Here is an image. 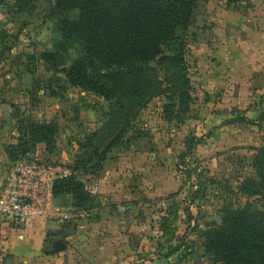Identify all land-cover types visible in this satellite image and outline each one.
I'll use <instances>...</instances> for the list:
<instances>
[{"label": "rangeland", "instance_id": "obj_1", "mask_svg": "<svg viewBox=\"0 0 264 264\" xmlns=\"http://www.w3.org/2000/svg\"><path fill=\"white\" fill-rule=\"evenodd\" d=\"M50 10L51 1L23 13L17 11L12 1L0 2L1 137L13 138L17 143L18 122L24 118L55 123L60 132L55 147H46V151L56 155L59 149L64 150L72 160L66 165L72 166L86 137L98 131L96 144L103 149L113 134L127 125L124 144L110 159L123 151V157L129 161L136 152L140 157L137 162L150 164V168L132 172V188L140 196L122 203L124 213L121 214H127L134 207V219L149 228V220L153 221L149 214L161 213V218L166 219V230H161L160 240L165 249L168 245L171 249L177 247L176 264H219L206 252L202 232L207 224L220 223L223 207H243L249 201L240 192V186L245 179L256 177L257 151L264 147V119L260 118L264 116V88L258 94L263 101L252 99L241 107L232 104L235 100L230 95L233 84L239 83L231 80V86L223 84L219 88L220 78L230 75L233 69L238 74L258 65L263 67L264 0L200 2L186 46L194 100L190 110L173 122L163 117L165 99L162 97L151 101L137 116H131L114 108L109 101L71 87L62 68L54 69L44 59L45 54L55 53V45L61 40L59 19L52 17ZM66 57V67H69L77 57L76 49L69 50ZM132 137L136 140L131 141ZM4 145L7 146L6 142ZM154 173L160 176V182L170 181V188L166 187L168 192L174 189L173 182L180 185L179 189L160 199L144 194V188L153 185L140 179L146 180L147 174ZM61 202L67 210L74 211L68 198ZM138 202L142 203L138 205ZM91 209L75 210H86L88 216L73 219H95L97 213ZM70 221L61 226V235L46 236L45 244L34 253L33 260L27 261L10 250L2 251L3 259H13L17 264H107L103 260L105 250L89 246L88 235L78 231V223L70 224ZM72 230L74 233L70 235ZM12 233L0 234L1 241L15 240L18 234ZM130 235V243L140 242L138 236ZM57 239L66 244V249L46 255Z\"/></svg>", "mask_w": 264, "mask_h": 264}, {"label": "trees", "instance_id": "obj_2", "mask_svg": "<svg viewBox=\"0 0 264 264\" xmlns=\"http://www.w3.org/2000/svg\"><path fill=\"white\" fill-rule=\"evenodd\" d=\"M9 1L20 13L51 1L50 15L59 19L61 40L55 53L45 54L44 59L54 69L62 68L71 87L109 101L131 116L160 97L165 99L163 117L168 122L190 110L194 99L186 46L202 0ZM71 49H76L77 57L66 67ZM125 128L113 134L103 149L96 144L98 131L86 137L69 166L72 174L53 183L54 197H71L74 207L87 209L93 198L84 191L79 175L98 176L114 150L124 144ZM18 129L17 143L9 152L11 163L29 156L39 144L53 149L60 132L57 124L30 117L19 120ZM255 170L256 177L240 186L249 199L245 206L223 207L220 223L207 224L202 232L206 252L219 264H264V147L257 151ZM165 220L161 218L162 231ZM177 250L170 247L167 255Z\"/></svg>", "mask_w": 264, "mask_h": 264}, {"label": "crops", "instance_id": "obj_3", "mask_svg": "<svg viewBox=\"0 0 264 264\" xmlns=\"http://www.w3.org/2000/svg\"><path fill=\"white\" fill-rule=\"evenodd\" d=\"M247 62L249 63V61ZM254 63L256 64V62ZM247 70L236 74L235 69H233L230 75L223 77V79L226 78V80L221 79V76V84H219V88H223V84L231 86L229 83L231 80L239 83V85L233 84L230 95L235 100L232 104H238V106L241 107L248 104L252 99L255 101L264 100L260 99V95H258L262 92L259 89L264 88V65L263 67L262 65H258V67H254L253 70L250 71ZM222 75L225 76V73ZM228 90L229 89L226 91ZM256 90H258L257 93L255 92ZM220 91H222V89ZM253 92H255V95H252L253 97L250 98L249 95L251 93L253 94ZM238 99H240V101ZM5 142L7 146L4 145ZM15 144L16 140L13 138L1 137L0 135V189L9 175V168L11 166L9 152L11 146ZM114 152L116 151L114 150ZM112 154L104 163L99 176L100 194L92 199L93 202L91 201L89 204L85 205V208H92L91 211L93 210L97 213L95 219L81 221L73 219L79 216V212L74 211L80 209H77L76 207L75 209L73 208V200L71 197H54L56 208L59 210H67L66 205H64L61 200L65 198L70 200L71 208H73L72 210H74V214L76 213L71 219L70 224L73 222L78 223V231L88 235L89 246L96 250H105L103 260L107 261V264H176L177 255H174L175 253L171 255H167V253L164 254V252H169L170 247L168 245V247H166L167 249H165L164 244H162V241L160 240L162 232L161 213L149 214V217L152 218L153 221L151 222V219L149 220L148 224L150 226L148 228L145 225L138 224L137 220L134 219L136 211L134 210V207H130V209L133 210L129 211L127 214H121L124 212L120 211V205L122 203L129 200H135V198L140 196L139 193H137L138 190L132 188L134 187V185H132L134 180L131 179L133 174L139 170L147 171L150 168V164L145 165L144 163L140 164L137 162L140 157L136 152L132 154L133 159H129V161L123 157V151H118L115 155V159L111 160L110 158ZM66 155V152L62 149H59L56 155L49 154L46 151L45 144H39L31 154V157L52 165L69 167L68 165L72 163V160ZM147 176L148 178L146 180H140L147 181L148 184L152 182L153 186L149 187V189L144 188V194L153 196L154 198L160 199V197L165 196L170 192H176L180 187V185L173 182L171 184L174 189L168 192L166 187L170 188L168 185V182L170 183V181H167V184L165 183V180L160 182V176H156L155 173L150 175L147 174ZM94 202L95 204H93ZM140 203L142 202H138V205ZM92 204L93 207H90ZM7 231H12V235L18 234V236L15 238L16 241L12 240V242L11 240L4 242L1 241L0 238V264H2V261L4 260L3 257H5V255L2 254V251L5 252L7 250H10L11 253L22 255L21 257H25V260L27 261L33 260L35 258L34 253L37 254L38 250H41L45 244L46 236H57L63 231V227L52 221L34 218L29 220L21 228H15L9 222L0 220V234ZM130 234L138 236L140 242L130 243L129 240L130 237H132ZM19 238L22 241H17ZM95 239H99L100 241L97 242ZM27 254L28 256H24ZM45 254L49 255L47 252H45ZM8 259L4 260V264H6V260ZM11 260L13 261V264H17V261L13 259ZM180 264L187 263L181 262Z\"/></svg>", "mask_w": 264, "mask_h": 264}, {"label": "built area", "instance_id": "obj_4", "mask_svg": "<svg viewBox=\"0 0 264 264\" xmlns=\"http://www.w3.org/2000/svg\"><path fill=\"white\" fill-rule=\"evenodd\" d=\"M72 174L69 167L52 165L27 156L11 163L9 175L0 189V220L21 228L31 219H44L63 226L75 215L59 210L52 192L55 180ZM84 191L94 198L100 194V180L91 174H80ZM124 207H120V211ZM88 216L86 210L79 212Z\"/></svg>", "mask_w": 264, "mask_h": 264}, {"label": "water", "instance_id": "obj_5", "mask_svg": "<svg viewBox=\"0 0 264 264\" xmlns=\"http://www.w3.org/2000/svg\"><path fill=\"white\" fill-rule=\"evenodd\" d=\"M151 66H155L154 64H151ZM74 233V230L70 232V235ZM61 235V234H59ZM66 244L61 240L57 239L56 241H53L52 243V249L47 252V254H58L66 249ZM6 264H13V261L11 259L6 260Z\"/></svg>", "mask_w": 264, "mask_h": 264}]
</instances>
